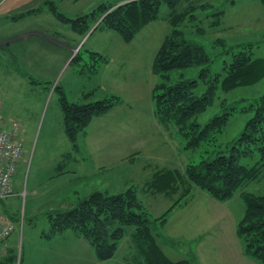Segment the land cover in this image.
Here are the masks:
<instances>
[{"label":"rangeland","instance_id":"rangeland-1","mask_svg":"<svg viewBox=\"0 0 264 264\" xmlns=\"http://www.w3.org/2000/svg\"><path fill=\"white\" fill-rule=\"evenodd\" d=\"M105 1L55 2L58 12L65 18L58 19L54 12L52 17L49 12V17H52L49 19H53L54 23L42 24L50 35L63 38L65 60L56 75L51 73L45 81H35L41 84L39 87L30 83L32 77L29 76H34L35 73L28 72L29 69L24 64L20 65V59L13 58L8 51L0 48V117L8 129L11 122L18 123L17 135L23 142V153L15 175L18 196L12 198L11 204L12 217L19 220L15 224L10 243L6 245L12 249L15 257L5 264H132V256L136 254L130 235L119 242L116 253L107 261H98L90 246L88 249L72 247L77 244L78 237L72 231L50 240L42 236V232L49 226L48 211L71 204L69 200L73 199V189L79 185L73 182V177L69 174L61 177L64 172L56 166L61 158L60 154L71 146L63 132L62 114L58 105L59 90H64L70 101L80 102V89L84 86L96 87L99 83L104 87L97 88L91 100L114 94L120 95L123 101L104 115V118L91 121L89 126V132L98 145L106 135V162L111 168L103 171V175L108 177L103 189L110 194L118 192L121 185L141 186L149 173L140 177L134 170L141 163L154 165L153 162L166 160L175 168L182 169L187 163L198 162L208 156L210 151L224 149L227 143L239 136L251 116V112L244 111L243 107L264 94V77L252 85L238 86L229 91L218 89L212 104L198 116V121L203 125L215 115L231 111L224 130L214 142L202 144L195 151L185 150L184 141L176 133L175 127L171 125L173 135H169V131H165L156 121L151 100L153 86L160 81L159 76L152 74L150 70L153 57L164 37L171 31V25L165 18L168 7L162 4L159 18L144 26L130 42H124L113 30L96 28L103 17L84 34L73 28V19L89 13ZM11 2L13 0H2L1 8L9 6ZM188 2L205 4V7L194 8V17L185 18L179 28L187 39L201 44L209 54L210 76L220 72L224 61H229L232 54L239 50H251L253 56L264 58V6L260 1L184 0L182 7ZM220 10L222 14L214 15ZM44 14L46 11L42 13ZM95 49L108 59H118L117 63H122L121 65H124L120 62L123 59L125 65L105 67L92 80L84 74L76 73L90 61L88 51ZM78 53L82 59L74 60ZM45 56L48 57V52ZM48 61L51 59L48 58ZM200 68L174 70L171 76L172 79L183 76L197 80L195 93L199 95L206 88L199 75ZM19 72L29 76L23 75L22 79ZM115 75L122 77L125 82L123 87L118 84ZM131 134L138 141L144 138L140 142L139 153L133 165L120 161L124 155L122 149H127ZM99 157L97 154L96 158ZM258 158V153L254 152L242 157L240 163L251 166ZM126 180L134 182L126 184ZM194 188L196 191L193 199L182 207H175L165 225L159 229L162 234L161 238H157L160 248L173 261L189 258V254L193 253L196 261L192 264H235L238 249L244 255L243 243L236 235V225L244 210L240 191L231 199L219 202L205 191ZM242 189L264 194V178L260 176L246 183ZM149 196L142 199L139 193L152 217H159L172 204V200L159 194L153 196L149 193ZM208 198L217 202L225 212L215 209ZM219 214L220 219L217 220ZM198 232H202L200 240L197 239ZM163 236L167 241L162 239ZM249 259L248 264H259Z\"/></svg>","mask_w":264,"mask_h":264},{"label":"trees","instance_id":"trees-1","mask_svg":"<svg viewBox=\"0 0 264 264\" xmlns=\"http://www.w3.org/2000/svg\"><path fill=\"white\" fill-rule=\"evenodd\" d=\"M258 1L264 6V0ZM183 2L106 0L89 13L73 19V28L84 34L103 17L96 28L113 30L124 42H130L144 26L159 18L162 4L168 7L165 18L171 25V31L162 40L151 65L152 73L160 78L152 89L153 113L160 123L175 127L184 141L185 150L195 151L202 144L216 140L231 114V111H224L203 125L199 123L198 116L212 104L216 91H229L258 82L264 77V58L255 57L251 50L242 49L234 52L229 61H224L220 72L210 76L209 54L201 44L187 39L179 28L185 18L194 17V8H203L205 4L188 2L182 7ZM49 4L58 19L65 18L51 1ZM215 14H222V10ZM88 57L90 61L78 72L92 74L100 64L108 61L105 55L95 51H88ZM78 58L82 59L80 53L74 60ZM188 67H201L199 75L206 88L199 95L195 93L197 80L183 76L172 79V71ZM90 95L91 92H85L82 101L73 102L66 97L64 90H59L63 132L74 148L77 147L78 135L85 132L92 119L107 113L121 101L117 95L98 100H91ZM243 110L250 111L251 116L239 136L227 143L224 149L210 151L198 162L187 163L183 173L169 169L154 172L146 186L152 192L161 190L172 200L169 208L159 217L151 216L135 185L112 194L94 190L85 196L77 195L66 207L48 211L49 226L42 236L50 240L72 231L93 248L98 261H107L116 253L119 242L130 235L136 250L132 264H192L196 261L193 253L189 254V258L173 261L157 242V238L162 237L159 229L167 222L170 212L189 196L191 185L221 202L240 191L244 210L237 222L236 234L243 243L244 255L264 264V194L242 189L246 183L260 176L264 178V94ZM254 152L259 156L254 164L247 166L240 163L242 157ZM186 182L185 191L175 199L180 186L186 185ZM11 219L14 223L19 220L15 217ZM162 239L167 241L166 237ZM4 250L0 264L15 257L10 247L6 246Z\"/></svg>","mask_w":264,"mask_h":264},{"label":"crops","instance_id":"crops-1","mask_svg":"<svg viewBox=\"0 0 264 264\" xmlns=\"http://www.w3.org/2000/svg\"><path fill=\"white\" fill-rule=\"evenodd\" d=\"M1 1L2 0H0V10L2 9V12H0V48H2V50L8 51L13 58L20 59L21 61L20 65L24 64V66H26V68L29 69L28 72H34L35 73L34 76L32 75L29 76L28 74H25L23 72L22 73L19 72V73L21 74L20 76H22V79H23V75L32 77L30 83L39 87L41 84L36 83L35 81L36 80L45 81L46 78L51 73L56 75L59 72V69L61 68V66H63V62L65 60L64 51H63V48H64L63 38H59V36L50 35L48 32V29L43 28L45 25L42 24L43 22L46 24L54 23L53 19H49L54 16L52 13L53 11H51L52 7L49 4V1L52 2L55 9L57 10L55 2H58L60 0H13V2H11L9 6H5L4 8H1V5H2ZM44 11H46V14L42 15ZM49 12L50 14H52V17H49ZM3 28H6V29H3ZM96 49L89 50V51L98 52L96 51ZM47 52H48V57L46 58L45 55ZM48 58L51 59L50 62L48 61ZM107 60H108L107 62L100 64L98 69L92 74L80 73L76 70L75 71L79 75L84 74L89 80H92L93 77L97 75L99 76L100 71L103 72L105 67H109L110 65H116V66L118 65V67L125 65V61H123V59H121L120 62H123L124 65H121L122 63L121 64L117 63L118 59L114 57L112 59L107 58ZM15 65L16 67H18L17 64ZM16 74H17V71L15 72V78H16ZM114 77L116 78V81L118 82V84L121 87H123V84L125 82L124 80H122V77L118 75H115ZM97 85L98 86L96 87L95 85L93 87H90V86L82 87L80 89L81 97L85 92H91V95H90V99H91V97H93V94L95 93L97 88L104 87V85H101L99 83H97ZM117 96H120V95H117ZM119 98L121 99V97ZM151 100H152V97H151ZM122 103L123 101L121 99L120 103L115 105L108 112L115 109V107L119 106ZM107 113L94 117L92 122L95 119L104 118L105 117L104 115H106ZM155 119L159 124H161V127H163L165 131H169L168 132L169 135H173V132H171V129H173L171 128V125H164L160 123L156 117ZM0 120H2L1 117H0ZM1 124L2 126H5V124L2 123V121H1ZM89 126L87 127L85 132L78 135L77 140H76L77 147L74 148L72 147V145L69 146L68 150L60 154L61 155V158L59 160L60 163L58 162V164L56 165L57 168L62 169L64 172L60 175L61 177H66L69 174L73 177V182L75 181L79 183V185L75 186V188L73 189V199L69 200L70 202L75 200V197L77 195L85 196L94 190L107 191L106 189H103V188L104 186L107 185L105 183V180L108 177L107 175H103V171H107V169H110L111 167L106 162L107 150H108L107 142H106V135L105 137H103L104 140L102 138L101 143L98 145L95 137L93 138L92 134H90L89 132L90 131ZM131 136L132 137L127 141L128 143L127 149L125 148L122 149V151L124 152V155H122L123 158H121L120 161L121 162L126 161L127 163H130V165H133L137 158L136 156L139 153L138 150L140 147V142L141 140H144V138L138 141L137 138L133 136V134H131ZM97 154L100 155L99 159L96 158ZM153 163L154 165L152 163H145V164L141 163L139 164V166L134 167V170L139 173L140 177L146 172H149L148 175H146V179L142 183V185L141 186L136 185V187L139 190V193L141 194L142 199H145L146 197H150L149 196V193H150L153 196H156L159 194L165 197L166 199L171 200L170 198L166 197V195L161 190L152 192L151 190H149V187H147L146 184H148V182L151 181L154 172L157 170H163V169L178 170L179 172L183 173L184 168L177 169L173 166L172 163L168 164L166 160H163L160 162H153ZM18 169H19V164L17 167V171ZM15 175L12 179L13 194L5 199L0 200V216L10 221L12 220L11 219L12 217V211H11L12 198L15 196H18V190L16 188V182H15ZM124 182H126V184H129V183H133L134 180H128V181L126 180ZM185 184L186 185L180 186L175 196H178L185 191L187 182ZM133 185L134 184H132V186ZM98 186L100 187V189H97ZM128 186L130 185H126V186L121 185L118 191ZM195 191H196V188H194V186L191 185L189 196L186 199H184L181 202V204H179L176 207H182L186 205L188 202H190L193 199ZM208 199L210 200L213 207H215V209H220V206L219 204H217V202H214L210 198ZM220 211L225 212V209L221 208ZM219 219H220V214L217 220ZM15 224L16 223H14V226ZM14 230L11 232L8 239L4 243V249L6 245L8 246V243H10L11 238H12V233L14 232ZM200 233L202 232L197 233V235H199L197 238L198 240L201 239ZM76 242L77 244L73 245L72 247H75L77 249H79V246L82 247V249H88L89 247L88 243L85 242L80 237H76ZM236 261L237 262L235 264L250 263V259L246 255H243L240 249H238Z\"/></svg>","mask_w":264,"mask_h":264},{"label":"built area","instance_id":"built-area-1","mask_svg":"<svg viewBox=\"0 0 264 264\" xmlns=\"http://www.w3.org/2000/svg\"><path fill=\"white\" fill-rule=\"evenodd\" d=\"M4 127L0 120V200L12 195V179L16 174L23 153V142L18 137V123L11 122ZM14 223L0 216V260L4 243L14 230Z\"/></svg>","mask_w":264,"mask_h":264}]
</instances>
